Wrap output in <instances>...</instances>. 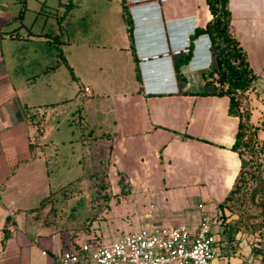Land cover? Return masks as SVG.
<instances>
[{
  "label": "crops",
  "instance_id": "crops-1",
  "mask_svg": "<svg viewBox=\"0 0 264 264\" xmlns=\"http://www.w3.org/2000/svg\"><path fill=\"white\" fill-rule=\"evenodd\" d=\"M47 1L27 25L25 4L0 0V264H59L58 255L70 247L79 221L66 214L63 191L84 173L54 187L53 176L64 179L66 173L58 172L59 152L52 157L46 152L50 145L37 120L61 105H69L64 118L76 125L83 106L86 128L78 126L82 140L94 141L90 154L108 150L102 173L107 186L91 193L107 195L106 209L92 228L105 226L120 238L151 226L188 224L195 231L204 216L216 217L242 162L232 148L238 112L231 110L228 95L205 82V72L217 63L211 36L194 37L213 18L208 0H65L53 30L58 39L47 28ZM226 7L233 33L263 79L264 0H227ZM70 19H79L73 29ZM84 21L90 27H83ZM187 45L188 56L141 62L143 56ZM95 111L105 117L98 119ZM95 124L102 133L94 135ZM67 138L73 142L70 135L62 140ZM78 159L82 165L86 156ZM134 195L148 197L145 210L111 214L113 200L120 205ZM49 198L58 212H50L51 203L40 207ZM213 229L219 249L214 264H264L250 232L225 230L219 222ZM95 231L88 237L104 236ZM258 239L264 251V233Z\"/></svg>",
  "mask_w": 264,
  "mask_h": 264
},
{
  "label": "trees",
  "instance_id": "trees-1",
  "mask_svg": "<svg viewBox=\"0 0 264 264\" xmlns=\"http://www.w3.org/2000/svg\"><path fill=\"white\" fill-rule=\"evenodd\" d=\"M208 2L213 18L205 28H197L194 37L202 33H209L211 36L217 63L213 69L205 72V82L215 86L216 93L228 95L231 110L238 112L240 122L232 148L239 153L242 162L234 186L226 199L218 204L220 211L218 215L212 218L215 223L224 225L225 230L232 226L241 234L250 232L252 235L250 243L255 254H264L260 246L262 241L258 239L262 238L264 233V97L262 96L264 88H259L257 83L261 75L250 66L246 51L232 31L230 12L226 7L227 0H208ZM126 21L132 24L130 15L126 16ZM60 55L62 56L61 50ZM61 59L64 61V58ZM77 111L78 125L83 130L86 128V120L82 114L83 106ZM104 148H98V155ZM105 160L107 158H100V161L105 162ZM103 170L105 171L102 169L90 175L98 179ZM106 186L105 182L100 188L104 189ZM49 203L52 204L50 212H58L53 198L44 201L40 207ZM259 209L261 214L256 215ZM225 210L230 211V214L226 215ZM93 221L87 223L88 227H92ZM73 229L69 249L79 246V242L75 239L83 231L77 226ZM86 241L91 242L89 239Z\"/></svg>",
  "mask_w": 264,
  "mask_h": 264
},
{
  "label": "rangeland",
  "instance_id": "rangeland-1",
  "mask_svg": "<svg viewBox=\"0 0 264 264\" xmlns=\"http://www.w3.org/2000/svg\"><path fill=\"white\" fill-rule=\"evenodd\" d=\"M42 1L39 0H13L12 4L17 7H23L25 4L26 9V14L24 16V21L25 23L31 22L32 18L34 19L37 12L40 11L42 12L41 6H42ZM65 0H48L47 3L50 5L49 7V12L48 10L45 9V12L47 11L50 13V20L47 25V28L51 30V36L53 39L57 38L58 36L56 33L53 34V30L56 27V19L62 14V11L58 12L59 5L60 3H64ZM10 5V4H9ZM12 8V5H11ZM45 8H47L45 6ZM39 13V12H38ZM33 15V17H32ZM42 18L41 20L44 19V16H40ZM40 20V21H41ZM79 19H74L68 24L69 27L72 29L75 27L76 22ZM22 21V19H21ZM40 21L36 22L40 23ZM29 23H27L28 25ZM91 23L89 21L87 22H82L83 27H90ZM66 26V25H65ZM25 32V31H24ZM23 32V33H24ZM60 41V39H59ZM62 70V69H61ZM67 71V78H69V73ZM264 79V78H263ZM262 77L258 80V86L264 87V80ZM74 86L77 85V83L73 80L70 81ZM69 84V83H68ZM101 101V100H100ZM69 105H61L59 107H56L54 109L50 108V110H47L46 112L42 113L37 120H39V128L43 133L45 131V137L43 140L49 142V147L46 149V152H48L49 156L52 157V155L56 154V152H59V156L56 157L55 160H57V166L60 167L58 172L60 173H66V176L64 179L59 178V175H54L52 182L55 183L59 181V183L62 184H68L70 181L75 180L77 176L82 175L81 179L76 180L75 184L76 186H68L66 189H64V202L65 206L68 210L66 214L72 215L77 221H79L77 227L82 229L83 231L80 233H83L85 235L79 234V239H89L91 242H96V243H103V244H109L112 243L113 241L117 240L119 237L117 235L118 232L111 231L112 233L108 231V229L105 226H102V228H90L88 227V222L97 221L98 223H101L100 219V214L103 212V210L106 209V206H104L106 203V198L104 194H99L96 195L91 193L95 191L96 186L101 187L105 182L106 178L105 176L100 173L101 175L99 178H92V175L95 172H98L102 169H105V162L100 161V158H105L108 157V150L107 149H102V152L99 153L96 157L94 155L90 154V151L92 150L91 148V143L94 144L93 140L88 141L87 140H82L80 137V128L76 124H70V120H66L64 118L65 116V110L68 108ZM96 112V111H95ZM97 114V112H96ZM98 119H102L103 116L102 114H97ZM97 119V118H96ZM60 122V123H59ZM92 127L95 130L94 135L100 134L103 131L98 125H92ZM101 130V131H100ZM67 135H70L71 138L73 139V142L70 143L69 138L67 140H62L67 137ZM86 137H89V134L87 133L85 135ZM80 138V139H79ZM51 139H55L56 143L53 144L51 142ZM66 141V142H63ZM71 144V145H70ZM90 146V148H89ZM104 150V151H103ZM88 153V154H87ZM87 154V155H85ZM86 156L85 162H83L82 165L79 164V157L84 158ZM87 161V162H86ZM86 169L88 170L87 173H85ZM104 171V170H103ZM56 178V179H55ZM74 184V183H73ZM57 187V186H56ZM75 188V190H73ZM76 191H78V195H76ZM107 197V196H106ZM148 197L142 196V195H134L130 196L129 200H126L124 204H116V200H113L112 204H114V212L111 213L112 215H123L125 213L128 214H136L138 215L141 211L145 210V207L148 205L145 204L148 201ZM58 203H55L57 205ZM65 208V209H66ZM49 209L47 210V212ZM110 214V216H111ZM109 216V217H110ZM92 217V219L90 218ZM117 224L121 223L120 221H116ZM96 222H93V224ZM87 226V227H85ZM137 226H130V229H136ZM112 228V227H110ZM98 233L99 231L104 232V236H98V237H88L91 232ZM89 231V233H88ZM135 231V230H134ZM133 232V231H131ZM130 233V232H128ZM127 234V233H126ZM124 234V235H126ZM81 236V238H80ZM103 238V239H102Z\"/></svg>",
  "mask_w": 264,
  "mask_h": 264
},
{
  "label": "built area",
  "instance_id": "built-area-1",
  "mask_svg": "<svg viewBox=\"0 0 264 264\" xmlns=\"http://www.w3.org/2000/svg\"><path fill=\"white\" fill-rule=\"evenodd\" d=\"M175 0H132L166 4ZM191 45L146 55L141 62L188 56ZM85 91L91 93L89 87ZM215 221L206 215L195 231L188 224L151 226L127 233L109 244L83 241L59 254V264H214L219 254ZM46 253V251H44Z\"/></svg>",
  "mask_w": 264,
  "mask_h": 264
}]
</instances>
